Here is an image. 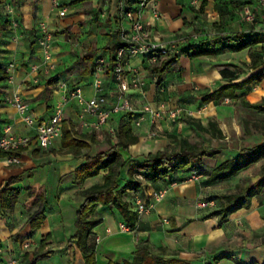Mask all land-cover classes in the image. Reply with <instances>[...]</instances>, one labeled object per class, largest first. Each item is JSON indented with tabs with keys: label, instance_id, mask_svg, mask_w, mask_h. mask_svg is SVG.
<instances>
[{
	"label": "crops",
	"instance_id": "1",
	"mask_svg": "<svg viewBox=\"0 0 264 264\" xmlns=\"http://www.w3.org/2000/svg\"><path fill=\"white\" fill-rule=\"evenodd\" d=\"M61 3L67 11L64 17L53 8V0H0V69L4 72L10 63L16 64L14 71L0 76V138L10 135L35 138L37 135L36 127L29 126L10 102L17 95L23 98L29 112L38 121H49L57 106L63 103L67 95L63 83L69 90L80 89L87 99L91 98L95 92L96 61L105 59L109 66L112 53L108 46L112 32L130 27L125 18V9L129 6L126 0H61ZM156 3L163 14L162 20L155 21L149 11L143 14L154 37L170 41L202 31L201 43L208 46L201 50L213 52L200 56L192 52L178 54L173 70L165 73L163 78L154 72L163 60L153 67H149L141 57L129 60L128 72H138L145 83L143 89L129 95L136 106L150 102L154 107L184 108L191 115H184L177 121L161 120L156 126L148 122L141 127L133 125L140 142L130 150L121 151L128 163L122 173L120 189H123L124 200L133 210L137 200L146 203L149 210L138 214L136 227L126 232L121 229V225L127 223L120 211L114 206L99 205L96 217L102 219V223L93 230L91 237L97 248L96 264L133 262L138 247L146 244L155 253L178 256L192 264H264V193L253 199L250 209H242L225 220L211 216L215 211L210 207H199L205 199L214 201L216 195L235 192H226L224 188L232 185L231 189H237L248 176H253L254 170L257 174L264 166L262 159L230 179L211 182L209 177L218 166L237 157L243 148L264 143V135L257 126L264 116L242 104V98L251 103L264 99V79L238 90L235 99L204 100L222 87L245 81L255 73L250 68L252 52L264 57V43L238 50L236 34H244L248 38L252 33L264 34V21L258 25L242 20L247 5L257 6V13L263 17L264 10L258 0H157ZM8 5L15 10L12 14L5 9ZM207 16L212 19H207ZM12 18L18 21V29L11 26ZM42 22L57 32L53 49L56 69L50 76H46L42 68L44 50L39 44ZM89 56L87 60L92 67L83 61ZM81 62L84 64L78 67ZM36 65L40 66L39 71L33 70ZM11 76L13 82L10 81ZM104 82L109 106H112L118 102L121 90L111 71L104 77ZM226 101L232 102L231 105L239 104L240 112L257 113L260 121H250L245 117L242 129L238 122L242 117H237L235 111L231 115L233 107ZM81 110L76 100H70L65 108V120L79 134H98L102 128H95L97 119H82ZM223 115L232 125L231 129L236 130L235 139L240 141V145L228 144L229 148L220 157L206 159L202 166L207 174L202 173L200 179L194 180L192 173L180 171L166 181L144 180L141 188H134V183L140 181L137 173L132 174L131 171L144 163L150 153L170 147L172 136L192 139L190 137L194 134L205 133L188 124V120L199 121L206 128L215 121L225 137L219 140H231L229 129L226 131L219 124ZM123 121H126L125 114L115 115L112 125L116 128ZM154 127L160 128L161 134L152 140L148 133ZM253 129L260 133V139L249 146L242 144L246 143V137L251 138ZM62 137L46 150L33 142L25 148L16 164L8 165L7 157L0 155V187L11 177L24 176V180L16 185L22 189L17 204L12 209H2L0 213V264H7L13 258L20 259V264H27V259H33L43 242L46 250L54 253L37 264H85L79 247L70 244L76 233L78 209L85 200L80 191L102 184L105 172L79 185L75 171L86 158L68 154L63 148ZM97 139L100 140L99 137ZM100 142L86 153H99L96 148ZM212 160L215 161L213 165L210 164ZM171 178L174 180L172 183L169 182ZM39 186L46 190V220L32 233L28 220L37 208H26L30 199L27 189ZM159 189H167V196L163 201L155 202L152 196ZM226 253L228 257L219 258Z\"/></svg>",
	"mask_w": 264,
	"mask_h": 264
},
{
	"label": "trees",
	"instance_id": "2",
	"mask_svg": "<svg viewBox=\"0 0 264 264\" xmlns=\"http://www.w3.org/2000/svg\"><path fill=\"white\" fill-rule=\"evenodd\" d=\"M137 0H128L129 6H132ZM122 30L112 32V38L108 49L112 53V58L108 71L112 72L116 60L117 52L123 47H128L130 44L124 41ZM228 35L226 36V38ZM238 39V50H244L253 47L259 43H264V34L252 33L250 37L244 34H236ZM206 43L192 42L182 46L180 53L192 52L195 56L202 54H210L213 51L208 49L201 50ZM116 53V54H115ZM179 53V54H180ZM177 55H169L163 60L160 65L154 68V72L163 78L164 74L173 70V63ZM89 57L83 59L87 60ZM174 58V59H172ZM102 59V58H100ZM96 65V63H95ZM251 70L255 73L248 79L238 83H231L219 89L218 91L205 97V102L213 100H222L225 98H237V91L246 86L261 82L264 79V57L260 53L252 52ZM8 69V68H7ZM6 71L0 69V76L6 74ZM115 80V79H114ZM242 104L246 108L257 111L264 116V99L259 103H251L246 98H242ZM126 121L121 122L115 128L116 142H111L107 149H104L96 155L86 153L92 149L94 144H98L97 133L89 135L79 134L71 127L70 122H63V137L62 145L68 154L74 155L76 158H86V161L79 166L75 171L76 182L79 185L84 184L88 179L94 178L104 173V182L96 184L92 187L80 191V195L85 198L77 212L76 233L70 239V244L77 245L81 250L85 264H96L97 248L96 244L92 243L91 237L93 230L102 223V219L96 217L99 205L114 206L117 208L125 219L127 225L134 229L138 221V213L130 207V204L124 200V191L120 189V181L122 173L128 161L123 157L121 151L130 150V148L140 142V137L134 132L133 120L135 116L125 114ZM188 124H192L197 130L209 133L212 137L224 140V133L218 123L211 121L209 128L202 125L196 120H188ZM259 130L264 135V118L260 124H257ZM229 148L228 143L220 142L217 146L210 143L198 144L192 142L187 137L179 138L172 136V144L168 148L161 149L155 153H150L146 161L135 167L131 173H137V178L140 182L134 183V188L139 189L143 186L142 181H161L177 174L178 172L192 173L200 175L207 174L203 169V164L208 158H218ZM25 148L17 150H1L0 155L3 157H20ZM264 159V143L257 144L251 148L245 147L237 157L221 164L214 169L210 174V181L216 182L219 180L230 179L241 171L258 163ZM139 175L143 176L144 180L139 179ZM191 178V177H190ZM24 180V176H14L8 179L0 187V213L2 209H12L18 202L22 193V189L16 185ZM174 182L173 178L169 180ZM30 199L26 203V208L34 210L29 217L28 224L32 229V233L42 227L46 220V204L47 195L43 186L29 187ZM264 193V166L259 173L254 177L246 178L243 184L237 187V191L216 195L215 199L220 203V208L211 216H219L222 220L228 219L234 213L242 209H250L253 204V199ZM0 244L2 240L0 239ZM46 243L43 242L41 248L35 253L32 260L27 259V264H37L40 260L50 257L54 251L46 250ZM164 250V249H163ZM165 252V250H164ZM228 257L227 253L219 258ZM1 263V261H0ZM110 264H118L112 262ZM125 264H192L189 260L178 256H167L165 253H155L149 245H141L134 253V261L126 262Z\"/></svg>",
	"mask_w": 264,
	"mask_h": 264
},
{
	"label": "built area",
	"instance_id": "3",
	"mask_svg": "<svg viewBox=\"0 0 264 264\" xmlns=\"http://www.w3.org/2000/svg\"><path fill=\"white\" fill-rule=\"evenodd\" d=\"M128 1V0H126ZM157 0H137L132 6L125 9V18L129 22V29H123L122 37L125 42L130 44L128 47H123L117 52V60L112 71L113 78L119 84L121 94L117 103L109 106V96L106 92L104 77L108 73V65L105 59H98L94 71V95L87 99L80 89L69 90L66 83L62 87L66 90L67 95L64 97L63 103L57 106L54 116L49 121H38L30 112L28 105L21 96H16L10 102L23 115L25 122L32 127H36L37 135L35 138L17 137L14 135L0 138L1 150H17L20 148H27L33 142H36L40 148L49 149L55 140L63 136V122L65 121V108L70 100H76L82 107L81 118L94 117L97 119L95 124L96 129L106 127L107 130L114 135L115 127L112 125V120L115 115L132 114L135 116L133 125L141 127L148 122L156 126L159 121L168 119L171 121L180 120L184 115L190 113L184 108L168 109L161 105L154 107L150 102H145L141 106H136L129 95L133 91H140L143 89L144 81L136 71L128 72L127 64L132 57H141L149 67L158 65L162 60L169 55H178L182 46L188 45L192 42L201 41L202 31L195 32L190 36L164 41L152 35L148 23L144 20L143 14L149 11L155 21H160L163 14L156 3ZM259 6L264 10V0H258ZM53 8L58 11L59 15L66 16V8L62 7L61 0H53ZM8 12L12 14L15 10L11 5L7 6ZM258 18L257 6L247 5L244 8L242 20L246 23H256ZM11 26L14 29L19 28L17 20L12 18ZM204 30V28H203ZM39 44L44 50L43 57V73L48 76L56 69L54 62L53 49L55 43V36L48 23L42 22L40 27ZM19 38V35L16 37ZM15 63H10L7 71H14ZM38 66L33 68L34 71H39ZM14 78L11 76L10 81ZM156 130L149 133L150 137L157 135ZM8 165L19 163V157H7ZM139 179L144 180L143 176L139 175ZM200 175L194 174L192 179H200ZM167 196V189H159L153 193L155 202L163 201ZM214 204L211 202H201L199 207L206 208ZM149 210L146 203L137 200L135 203V211L138 214H143ZM121 229L129 232L131 228L122 224ZM28 247V246H27ZM7 264H20V259L13 258Z\"/></svg>",
	"mask_w": 264,
	"mask_h": 264
},
{
	"label": "rangeland",
	"instance_id": "4",
	"mask_svg": "<svg viewBox=\"0 0 264 264\" xmlns=\"http://www.w3.org/2000/svg\"><path fill=\"white\" fill-rule=\"evenodd\" d=\"M105 1H107V0H105ZM12 6V5H11ZM62 7H64L63 5H62ZM7 11H8V9L7 8H5ZM58 12V11H57ZM257 15H258V18H257V21H256V23L255 24H258V25H260V24H262L263 23V21H264V17H263V14H259V13H257ZM207 19H212V17H208L207 16ZM52 30V32H53V34H54V36H55V40H56V34H57V32H55V31H53V29H51ZM203 31H206V29H204ZM58 34H59V32H58ZM86 62H87V64H89V66H93L91 63H90V60H86ZM85 62V63H86ZM84 64V62H81V63H78L77 65H78V67L79 66H81V65H83ZM37 66V65H36ZM35 67V66H34ZM38 67H40V66H38ZM52 74V73H51ZM50 74V75H51ZM50 75H48V76H50ZM66 81H69V79H66ZM58 84V83H57ZM60 84V83H59ZM226 104H228V105H231L232 104V102H227L226 101ZM227 105V106H228ZM233 108H232V114L231 115H234V111L236 112V116L237 117H242V119L241 120H239L238 122H239V124L241 125V127H242V129H243V127H244V124H243V119H245V117L247 118V119H249L250 121H260V118H259V115L257 114V113H254V112H245V111H241L240 112V110H241V106H239V104H235V105H231ZM235 106V107H234ZM171 109H176V108H171ZM241 113H243V115H241ZM189 115H191V113L189 114ZM190 117V116H189ZM230 117V116H229ZM222 120L219 122V124H221L223 127H224V129H226V131L229 129V132H230V134H231V140H228L227 139V143L230 145V146H236V145H240V141L238 140V139H235V136H237V134L235 133V131L236 130H232L231 129V124H230V122H229V120L226 118V115H223L222 117ZM164 120H166V121H168V119H164ZM104 128V127H103ZM101 129L100 131H98V134H97V137H99V139L101 140V144H99V145H97V150L98 151H101V150H104V149H107L108 147H109V145H110V143L111 142H116V137H114V136H112L111 135V133L107 130V128L106 129ZM153 130H156L155 132H157V135L155 136V137H150L149 136V133H148V136H149V138L150 139H152V140H154V139H157L158 137H159V135L161 134V130H160V128H157L156 129V127H154V129ZM152 131V130H151ZM151 131H149V132H151ZM258 131H256L255 129H253V132H252V134H251V138H248V137H246L244 140H247L246 141V143H242V144H244V145H252L253 143H255L256 141H258L259 139H260V137H259V135H260V133H257ZM247 136H249V135H247ZM254 136V137H253ZM190 138H192V139H190L192 142H195V143H198V144H203V143H210L211 145H214V146H216L217 144H219L221 141L219 140V139H214V138H212L211 136H207L205 133H200V134H194L192 137H190ZM99 140V141H100ZM215 163V161L214 160H212V161H210V164L211 165H213ZM259 173V172H258ZM257 173V174H258ZM256 174V170H254V172H253V176H248V177H254V176H256L257 175ZM247 176H245V178H246ZM247 177V178H248ZM243 183L245 182V181H242ZM241 182V184H243ZM224 188V187H223ZM232 188V185H226V188H224V190H226V192H228V191H232V190H236L237 191V189H231ZM220 189H222V188H220ZM221 193V192H220ZM203 203H205V202H211V201H209V200H207V199H205L204 201H202ZM220 203H218V201L217 200H214V204L212 205V206H210V208L213 210V211H216V210H218L219 208H220ZM207 208V207H206ZM22 243H24V241L22 242ZM18 257L20 256V255H17Z\"/></svg>",
	"mask_w": 264,
	"mask_h": 264
}]
</instances>
